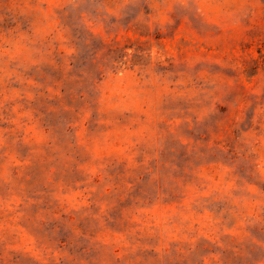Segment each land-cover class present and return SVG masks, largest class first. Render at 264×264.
<instances>
[{
	"label": "rangeland",
	"instance_id": "374dc122",
	"mask_svg": "<svg viewBox=\"0 0 264 264\" xmlns=\"http://www.w3.org/2000/svg\"><path fill=\"white\" fill-rule=\"evenodd\" d=\"M0 264H264V0H0Z\"/></svg>",
	"mask_w": 264,
	"mask_h": 264
}]
</instances>
